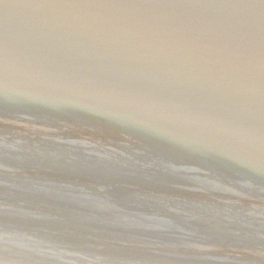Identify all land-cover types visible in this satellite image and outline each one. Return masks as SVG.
I'll return each mask as SVG.
<instances>
[{
    "label": "water",
    "instance_id": "obj_1",
    "mask_svg": "<svg viewBox=\"0 0 264 264\" xmlns=\"http://www.w3.org/2000/svg\"><path fill=\"white\" fill-rule=\"evenodd\" d=\"M0 264H264V0H0Z\"/></svg>",
    "mask_w": 264,
    "mask_h": 264
}]
</instances>
